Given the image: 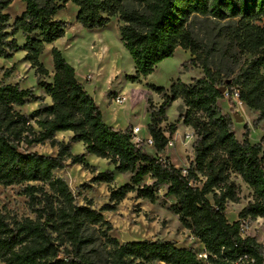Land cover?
<instances>
[{"label":"trees","instance_id":"trees-1","mask_svg":"<svg viewBox=\"0 0 264 264\" xmlns=\"http://www.w3.org/2000/svg\"><path fill=\"white\" fill-rule=\"evenodd\" d=\"M12 1L0 0V58L24 51L36 86L50 104L31 88L0 81V186L20 187L33 215L17 218L0 213V263L97 264L101 259L103 264H264V245L242 237L240 231L241 220L264 219V134L259 143L251 144L245 124L239 141L232 118L218 105L228 98L236 113L237 91L239 101L256 113L252 128L264 123V27L258 24L264 19V0H132L138 9L126 8L129 0H19L25 9L10 25L4 10ZM69 2L77 7L76 22L87 30L105 29L118 17L120 41L134 64V74L127 77L131 83H140L177 48L188 51L189 64L201 69L202 75L187 84L178 79L168 89L147 86L161 100L156 106L147 98V130L155 155L132 142V127L116 130L103 122L99 107L57 48L51 49V82L41 80L49 72L39 58L46 45L64 36L66 24L55 16ZM197 23L213 24L212 39L196 38ZM19 32L22 46L14 38ZM9 74L4 72L5 77ZM176 101H181L177 121L195 137L193 159L185 170L160 157L178 130L177 122L164 130L160 127L167 121V108ZM29 102L39 104L28 115L14 109ZM62 132L72 133L68 142L56 138ZM78 142L84 153L75 155L71 144ZM46 144L56 150L54 156L23 149ZM86 155L106 160L116 173L130 175L118 188L110 187L114 182L110 171L90 179L88 187L109 186L108 203L99 209L91 201L79 205L67 182L54 176L66 163L93 174ZM146 179L151 183L145 184ZM235 179L250 190L251 201L236 221L229 222L227 203L240 202ZM163 187V198L174 199L169 210L202 245L206 260L190 247L175 249L173 241L120 243L109 235L113 228L104 212L115 211L130 193L155 204ZM82 188L87 187L81 184Z\"/></svg>","mask_w":264,"mask_h":264},{"label":"rangeland","instance_id":"rangeland-1","mask_svg":"<svg viewBox=\"0 0 264 264\" xmlns=\"http://www.w3.org/2000/svg\"><path fill=\"white\" fill-rule=\"evenodd\" d=\"M128 9H138L137 5L129 0L126 3ZM25 5L19 0H13L4 13L10 16V25L24 11ZM77 7L72 3H67L56 16L66 24L64 36L51 45H46L39 60L44 68L49 72L48 77H42L41 80L51 82L53 65L51 58V49L57 48L65 61L72 66L77 74V79L84 85L86 92L93 97L94 103L99 107L103 122L113 128L125 130L127 127H139L140 136H146L148 133L147 125L149 122L147 98L151 104L158 105L160 97L148 89V85L168 89L172 82L180 80L183 83H189L191 79L202 75L200 68H193L189 61L190 53L181 48H177L174 54L160 62L153 73L141 79L140 83H131L127 77L134 74V64L123 47L119 37L118 17L111 20L109 25L102 30H87L76 22ZM264 27V19L258 22ZM223 25V24H220ZM213 24L201 25L197 23L193 28V33L198 39H212L214 30ZM16 42L22 46L24 37L19 32L14 37ZM24 51L13 53L8 59L0 58V81L2 84H17L22 89L31 88L35 95L44 96V103L50 104V98L44 95V92L36 86L34 70L28 62H25ZM219 57V55H218ZM247 57H243L242 60ZM228 63V61H226ZM225 62V63H226ZM10 71L5 77L4 72ZM237 72V70H236ZM226 95V92L224 93ZM117 96H124L126 102L123 105H117L113 100ZM228 98L219 100V107L222 112L229 114L234 125V132L237 139L242 140L243 126L245 121L249 120L251 141L256 142L259 138V132H263L260 124L258 129L252 128V122L256 118V113L247 110L245 106L236 103V113H233L228 103ZM39 102H29L22 107H15L16 111L23 114H30L38 107ZM181 101L172 103L167 108V121L160 127L164 130L169 124L177 122L178 134L182 135V145L173 140L174 145L168 146L166 154L174 160V166L183 170L187 169L193 159L192 144L195 139H185L187 132L191 133L189 128L183 126L181 121H177ZM241 117V122L234 119V115ZM253 130V131H252ZM252 131V132H251ZM177 132V131H176ZM72 133L62 132L56 135L59 141L68 142ZM166 136H168L166 134ZM29 152L52 156L56 154L55 149H51L48 144L43 146L23 147ZM151 155H155L152 147H144ZM71 152L75 155L83 154L84 147L82 143H72ZM86 162L93 167L94 173L84 170L79 165H70L66 163L64 169L55 171L54 176L63 178L79 205H84L86 201H91L95 209H99L108 203V189L106 184L89 185L90 179L99 172L110 171L114 173L113 187H120L129 181L127 174L114 172V167L108 164L106 160L89 155ZM239 189V204L227 203L225 216L229 222L237 220L239 211L251 201V192L239 179L234 180ZM145 184L151 181L146 179ZM83 184L87 188L79 189ZM165 188L159 189V199L155 204L144 200H137L135 193H130L116 207L113 212L103 214L105 220L112 225L111 237L116 238L122 243V236L129 235L135 241L157 239L183 243L192 248L196 253L202 251V245L195 239L191 232L184 229L170 210L174 203L173 198L164 199ZM0 213L17 218L30 217L26 199L21 195L20 187L13 186L4 188L0 186ZM245 234L253 237L258 243L264 245V219L250 221L247 225ZM102 252V250L100 249ZM1 264V263H0ZM97 264H103V261L97 260ZM144 264V263H141ZM159 264V263H148Z\"/></svg>","mask_w":264,"mask_h":264},{"label":"built area","instance_id":"built-area-1","mask_svg":"<svg viewBox=\"0 0 264 264\" xmlns=\"http://www.w3.org/2000/svg\"><path fill=\"white\" fill-rule=\"evenodd\" d=\"M233 97H234V101L237 103V104H241V102L239 101V97H238V92H234L233 94ZM113 102L117 105H123L125 102H126V98L124 96H117ZM132 142L137 145V146H142V147H152L153 146V141L151 139V137H147V138H143L140 136V132H141V129L139 127H133L132 128ZM193 132L192 133H188L186 134L185 136V139H192L193 138ZM174 143H173V140L171 139L169 142H168V146H173ZM250 221L247 219V220H241L240 221V231H241V234H242V237H245L247 236L245 234L246 232V228H247V225ZM197 256L200 260H206L207 259V254L205 253L204 250L200 251L197 253Z\"/></svg>","mask_w":264,"mask_h":264},{"label":"crops","instance_id":"crops-1","mask_svg":"<svg viewBox=\"0 0 264 264\" xmlns=\"http://www.w3.org/2000/svg\"><path fill=\"white\" fill-rule=\"evenodd\" d=\"M74 69V68H73ZM74 71H75V77H76V79H77V77H78V74H77V72H76V70L74 69ZM77 81L79 82V83H81L78 79H77ZM82 84V83H81ZM82 86L84 87V85L82 84ZM84 90H85V88H84ZM86 91V90H85ZM93 98V97H92ZM246 108V107H245ZM247 109V108H246ZM248 110V109H247ZM249 120H247V121H245V124H248L249 125ZM244 124V125H245ZM262 124V123H261ZM116 130H119V129H117V128H115ZM261 129H262V131L263 132H259V138H258V140H257V143H259V141H260V139H261V137H262V135L264 134V123H263V125H262V127H261ZM121 130V129H120ZM191 130V129H190ZM253 131V130H252ZM251 131V132H252ZM193 131L191 130V133H192ZM189 132H187V134H188ZM58 134H60V133H58ZM252 134V133H251ZM251 134H250V137H249V142L251 143V144H257L256 142H252L251 141ZM182 135H180V134H178V130H177V132L173 135V140H174V142H175V140L177 141V143L178 144H180V145H182V138L183 137H181ZM141 137H143V138H147V137H149V134L147 133V135L146 136H141ZM239 141H241V139H239ZM166 151H167V148L165 149V151L163 152V153H161L160 154V157H162V158H166V157H168L169 159H170V161H171V163L172 164H174V160L171 158V157H169L167 154H166ZM52 156H54V155H52ZM88 156L89 155H86V158H88ZM129 177H130V175L129 174H127ZM128 177V178H129ZM108 186V185H107ZM110 187H113V185H110ZM105 213V212H104ZM103 213V214H104ZM177 217V216H176ZM178 220V219H177ZM159 264H163V263H159Z\"/></svg>","mask_w":264,"mask_h":264},{"label":"water","instance_id":"water-1","mask_svg":"<svg viewBox=\"0 0 264 264\" xmlns=\"http://www.w3.org/2000/svg\"><path fill=\"white\" fill-rule=\"evenodd\" d=\"M220 93H224V91H225V89L224 88H220ZM234 119H235V121H237V122H241V117L238 115V114H235L234 115ZM135 240H133L129 235H127V234H124L123 236H122V242H124V243H132V242H134ZM174 248L175 249H178V250H180V249H186V248H188V246L187 245H185V244H183V243H176L175 245H174Z\"/></svg>","mask_w":264,"mask_h":264}]
</instances>
